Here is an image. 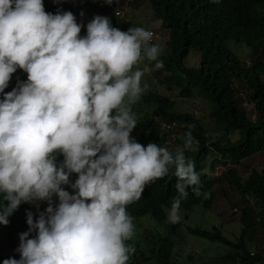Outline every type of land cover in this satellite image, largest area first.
Instances as JSON below:
<instances>
[{"label": "clouds", "instance_id": "1", "mask_svg": "<svg viewBox=\"0 0 264 264\" xmlns=\"http://www.w3.org/2000/svg\"><path fill=\"white\" fill-rule=\"evenodd\" d=\"M44 1L52 6L44 8ZM88 16L64 0H0L3 264H128L135 248L127 241L143 220L133 222L127 206L142 198L146 186L174 170L176 195L165 210L171 224L181 222L189 190L210 197L185 156L198 144L191 130L174 152L131 136L142 78L164 67L154 33L143 27L121 31L101 16L87 27L78 22ZM143 60L154 67H137ZM11 78L17 87L5 93ZM155 121L161 132L178 127ZM43 202L48 207L39 211ZM26 203L28 231L13 225L8 230L9 217ZM7 240L13 250L3 254Z\"/></svg>", "mask_w": 264, "mask_h": 264}, {"label": "trees", "instance_id": "2", "mask_svg": "<svg viewBox=\"0 0 264 264\" xmlns=\"http://www.w3.org/2000/svg\"><path fill=\"white\" fill-rule=\"evenodd\" d=\"M79 1L97 11L101 17H107L113 27L121 31L130 29L128 24L114 14L115 5H123L124 0L114 5H108L102 0ZM144 1L153 11L155 19L161 21L162 28L169 31L165 53L160 56L164 67L152 74L156 81L153 88L160 83L169 88L175 87L179 91L180 99L205 100L211 109L209 118L216 128L221 129L222 136L211 140L203 121L190 112L180 111L175 99L152 90L142 94L133 106L138 125L131 136L144 146L154 143L174 152L177 148L169 142L176 141L183 147L184 139L169 141L168 135L177 133V128L183 131L184 135L191 130L198 144L194 145V150H186L185 156L194 161L196 171L200 173L201 190L209 192L210 197L197 198L189 190V196L182 202L180 210H191L196 205L205 210L213 209L218 198L215 188L223 181L236 190L246 207L242 212L243 229L237 242L224 236L218 227H214L212 231L200 228H190L188 231L192 235L230 248L222 258L227 260L228 264L264 263V255L260 252L251 253L247 243L249 232L259 228L264 231V169H253L249 176L242 180L235 168L241 166L244 161L264 153V59L258 56L247 64L229 47V42L235 41L252 49H264V0H219V3L213 0ZM43 4L44 8L52 6L46 1ZM88 21L91 19L81 17L78 22L87 27ZM192 50H196L201 56L200 65L196 68L185 66V60ZM143 62L150 68L154 67V63L148 64L146 60ZM237 83L241 91L248 93L250 102L254 105L257 115L255 121L247 116L239 104ZM15 87L17 82L11 78L5 93L11 92ZM156 117L159 122H176L178 127L176 130L162 133L161 127L155 121ZM236 133L239 138L233 141L231 136ZM212 154L214 155L209 172H215L218 164L227 163L231 166V169L218 179H212L206 170V161ZM75 180V175L72 174L70 181L74 183ZM176 183L173 170L167 177L146 186L142 198L127 206V212L133 219L151 214L158 223H164L170 233L169 236L145 233L139 245L134 247L135 253L130 257L128 264H174L175 241L171 235L178 236L182 223L166 222L165 210L171 208L172 198L176 195ZM70 188L65 185L64 189ZM248 198L259 205V212L251 206ZM30 209L28 203L23 209H17L9 217L7 229L10 230V225L16 228L24 226L28 231L26 213ZM4 260L1 258L0 263L3 264Z\"/></svg>", "mask_w": 264, "mask_h": 264}, {"label": "rangeland", "instance_id": "3", "mask_svg": "<svg viewBox=\"0 0 264 264\" xmlns=\"http://www.w3.org/2000/svg\"><path fill=\"white\" fill-rule=\"evenodd\" d=\"M104 1V0H102ZM121 0H113V5ZM68 2V6L72 8L79 7L82 8L88 17L94 18L98 15V12L92 10L89 6L83 4L78 0H64ZM133 2V3H132ZM112 5V6H113ZM114 11L120 14L124 20H126L128 26L132 27H143L146 30L153 31L155 33L153 41L155 44H160L165 53L166 42L169 39V31L165 30L161 26V21L156 20L153 11L149 5L144 0H124L123 5H115ZM115 14V13H114ZM124 15V16H123ZM229 47L231 50L245 63H249L255 57H261L264 59V49L262 47L252 49L247 47L244 43H237L235 41L229 42ZM201 62V56L196 50H192L188 58L185 60V66L188 68L199 67ZM142 64H138L137 67L143 69L145 67ZM155 71V70H154ZM154 71L145 73L142 78V86L145 90L143 92L147 93L148 91L159 92L171 99H175L177 107L180 111L190 112L203 121L204 128L207 132V135L211 140H215L222 136L221 129L216 128L215 124L209 118L210 106L208 103L200 98L195 99H180L179 91L175 88H169L167 86H162L160 83H157L156 88H153L155 83V78L153 77ZM166 74H164V77ZM238 101L240 106L244 109L247 116L255 121L257 118L254 105L250 102L248 93L246 91H241L238 87ZM177 133L174 135L169 133V141L171 139H184L183 131L177 128ZM162 133H165L162 131ZM239 138L238 134H233L231 139L236 141ZM176 148H180V143L176 141L169 142ZM213 155L206 161V170L212 179H218L222 177L223 173L231 169L230 165L218 164L215 172H209V165L213 160ZM239 171V177L244 180L246 179L251 170L256 169L261 171L264 169V153L258 154L246 161H244L241 166L235 167ZM218 198L211 210H205L203 207L196 205L191 210H180L182 226L178 232V236L173 237L175 234H172V240L175 241L174 248V264H228V261L222 259L231 249L226 246L218 243L211 242L207 239L192 235L188 230L190 228H200L202 230L212 231L214 227H218L220 232L224 236L233 240L235 242L241 236L243 223L241 221V216L243 209L246 207V204L242 203L241 196L236 192V190L228 185V182L223 181L218 184L215 188ZM251 206L259 212L260 208L257 203L254 202L251 198H248ZM48 207L47 202H43L42 206L39 205V211H42L43 208ZM168 211L166 213L168 214ZM143 220V226L141 228H134V236L130 241V245L137 247L140 240L144 237L145 233L149 231L152 235L157 233L169 236V229L167 226L158 223L151 215H146L139 219H134L133 222ZM35 236V233H34ZM248 248L251 253H262L264 255V231L262 229H255L249 232L247 237ZM126 242V243H127ZM128 244V243H127ZM145 246V245H143ZM12 245L9 240L4 241L2 249L3 254L11 252ZM264 264V263H260Z\"/></svg>", "mask_w": 264, "mask_h": 264}, {"label": "built area", "instance_id": "4", "mask_svg": "<svg viewBox=\"0 0 264 264\" xmlns=\"http://www.w3.org/2000/svg\"><path fill=\"white\" fill-rule=\"evenodd\" d=\"M153 32V31H152ZM154 33V32H153ZM154 35H155V33H154Z\"/></svg>", "mask_w": 264, "mask_h": 264}]
</instances>
